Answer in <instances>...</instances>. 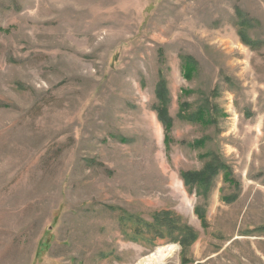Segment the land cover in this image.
Here are the masks:
<instances>
[{"label": "rangeland", "instance_id": "rangeland-1", "mask_svg": "<svg viewBox=\"0 0 264 264\" xmlns=\"http://www.w3.org/2000/svg\"><path fill=\"white\" fill-rule=\"evenodd\" d=\"M215 156L234 184L185 183ZM171 246L162 264H264V0H0V264H147Z\"/></svg>", "mask_w": 264, "mask_h": 264}, {"label": "trees", "instance_id": "trees-1", "mask_svg": "<svg viewBox=\"0 0 264 264\" xmlns=\"http://www.w3.org/2000/svg\"><path fill=\"white\" fill-rule=\"evenodd\" d=\"M241 38L243 39V42L246 44L244 36L242 33H239ZM182 68L183 71L186 73V79L192 78L193 73L198 68V63L194 61L190 57H184L182 58ZM192 75V76H191ZM162 78V76H161ZM156 96L159 102V105L156 108V112L158 115L159 121L163 124L165 128V132L167 134L166 139L169 140L168 133L170 129L172 128V120L169 116V98H168V90L165 80H161L158 84L157 90H156ZM190 106L188 104H183L181 106L180 114H178V118L180 119H186L188 122L191 123H203L204 117L210 113L208 112L206 107L200 108L199 111L194 114H187L185 113L186 109H189ZM208 121H206L207 125L213 124L214 120L211 119V116H208ZM204 125V123L202 124ZM202 143H205V140H201L200 142L196 143V145H201ZM225 176L226 182L234 184L235 182L231 180V172L228 170V167L221 161L217 156L213 158L212 161L206 164L204 166L202 172L200 173H182V178L185 181V183L191 187L197 186L200 189L209 190L214 179L219 175V173H222ZM199 218L202 220L204 216L201 214L199 215ZM156 221L162 226L166 227L169 230H171L173 233L176 234V237L174 238V241H179L180 244L183 246L184 249L188 248L187 242L193 241L196 238V235L194 231L187 227L185 224H182L177 221L178 219H175L168 214L165 216H156Z\"/></svg>", "mask_w": 264, "mask_h": 264}, {"label": "bare ground", "instance_id": "bare-ground-1", "mask_svg": "<svg viewBox=\"0 0 264 264\" xmlns=\"http://www.w3.org/2000/svg\"><path fill=\"white\" fill-rule=\"evenodd\" d=\"M176 248L174 246H171L169 248H161L158 250L157 253L151 255L148 260L147 264H155L154 261L158 262L159 264H162L166 258L170 256V254L175 250ZM168 252V253H167Z\"/></svg>", "mask_w": 264, "mask_h": 264}]
</instances>
